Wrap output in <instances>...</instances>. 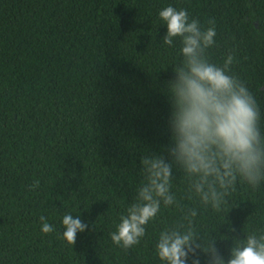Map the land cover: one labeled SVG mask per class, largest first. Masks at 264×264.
<instances>
[{
	"label": "trees",
	"instance_id": "1",
	"mask_svg": "<svg viewBox=\"0 0 264 264\" xmlns=\"http://www.w3.org/2000/svg\"><path fill=\"white\" fill-rule=\"evenodd\" d=\"M168 6L202 29L215 20L207 55L219 66L235 57L231 72L256 99L264 135V0H0V264H161L159 234L183 215L175 205L138 245L110 234L142 186V157L171 160L168 82L183 56L180 39L163 43ZM186 190L173 165L172 191L198 208L197 242L215 237L225 261L237 240L264 231V181H238L219 213ZM66 213L88 225L74 245L63 238Z\"/></svg>",
	"mask_w": 264,
	"mask_h": 264
},
{
	"label": "clouds",
	"instance_id": "2",
	"mask_svg": "<svg viewBox=\"0 0 264 264\" xmlns=\"http://www.w3.org/2000/svg\"><path fill=\"white\" fill-rule=\"evenodd\" d=\"M167 25L163 43L172 46L180 39L183 59L174 67L175 77L168 82L172 112L169 119L171 144L168 154L142 157L144 179L135 201L120 217L111 240L125 249L138 245L146 234V225L157 218L162 206L175 205L183 213L174 227L159 234L156 253L161 264H200L197 250L208 254L209 264H264V231L237 240L231 258L225 259L216 247L215 237L205 233L198 243L197 207L181 203L172 191L173 165L179 166L187 181L184 199L198 200L204 208L217 213L236 190L237 182L253 189L264 181V135L260 131L261 112L247 86L231 72L235 57L229 54L219 66L210 61L207 50L215 44V20L207 29L198 19H191L186 9L173 6L159 12ZM33 189L39 187L37 180ZM42 232L55 229L41 216ZM63 238L74 245L78 232L88 225L71 213L63 216Z\"/></svg>",
	"mask_w": 264,
	"mask_h": 264
}]
</instances>
